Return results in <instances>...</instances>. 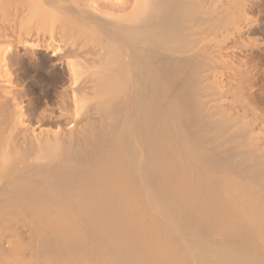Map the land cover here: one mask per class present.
<instances>
[{
    "label": "bare ground",
    "instance_id": "obj_1",
    "mask_svg": "<svg viewBox=\"0 0 264 264\" xmlns=\"http://www.w3.org/2000/svg\"><path fill=\"white\" fill-rule=\"evenodd\" d=\"M252 1L0 0V264H264Z\"/></svg>",
    "mask_w": 264,
    "mask_h": 264
},
{
    "label": "rangeland",
    "instance_id": "obj_2",
    "mask_svg": "<svg viewBox=\"0 0 264 264\" xmlns=\"http://www.w3.org/2000/svg\"><path fill=\"white\" fill-rule=\"evenodd\" d=\"M248 1V0H247ZM252 1V0H250ZM252 5L251 6V11H248L247 13V17L249 18V20L252 22L251 23V33L249 34L247 39H244V42L241 44L244 45H248L250 43H255L254 47L258 48L259 46L264 47V0H253L252 1ZM250 12V13H249ZM250 15V17H249ZM251 18V19H250ZM256 45L258 47H256ZM257 57V58H256ZM255 58L253 60V62H251L252 65H256L260 72L262 71L264 74V55L262 53L261 50H256V55ZM250 63V62H249ZM248 63V64H249ZM260 67V68H259ZM262 86L261 89L259 90V96L257 99V102L255 104V108L256 111L259 113V111H261L262 115H263V120H264V79L262 81ZM264 126V123H263ZM264 133L261 132V135H263ZM264 147V145H263Z\"/></svg>",
    "mask_w": 264,
    "mask_h": 264
}]
</instances>
